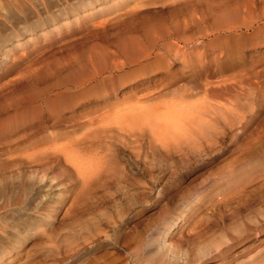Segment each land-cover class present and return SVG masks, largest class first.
<instances>
[{"label": "rangeland", "instance_id": "374dc122", "mask_svg": "<svg viewBox=\"0 0 264 264\" xmlns=\"http://www.w3.org/2000/svg\"><path fill=\"white\" fill-rule=\"evenodd\" d=\"M66 1L75 4L79 0ZM140 1L145 0H126L129 6ZM4 2L9 0H0V4L5 5ZM105 2L99 0L86 9L51 20L39 28L36 38L20 34L8 40V27L0 32V42L12 48L5 60L0 55V128L12 125L15 129L19 123H28L39 113L32 99L46 94L76 95L78 104L73 109L82 114L88 110V117L108 116L114 111L117 114L118 108H125L124 112L129 108L141 111L160 107L162 111L167 105L183 101H203L206 86H215L214 83L239 73L236 69L226 75L203 74L199 79L203 84L200 91L186 100L181 94L192 86L177 82L166 85L161 80L164 74L142 81L133 77L111 83L109 77L117 72L107 71L100 77L101 83H97L91 72L69 78L56 72L58 65L76 51L73 40L85 38V43L93 41L108 47L101 36L90 38L97 31L98 21L110 17L105 14ZM231 3L233 24L248 38L235 55L245 60L249 80L245 86L256 88V93L249 97L251 106L235 114L231 126L220 125L217 138L208 143L203 139L201 142V138L200 143L188 142L184 133L173 141L174 132L178 131L174 125L168 129L171 132L165 133V139L157 135V128L91 129L86 131L84 144L73 148L75 161L56 159L48 171L9 158L15 143H23L25 138L6 146L0 144V186L7 185L0 192V264L264 262V0ZM146 12L153 19L172 15L162 9ZM78 15L82 16L78 19ZM258 27L260 31L256 32ZM52 28L55 34L49 38L47 31ZM73 28L78 31L75 35L70 32ZM41 47L45 49L37 52ZM200 49L208 57L214 55L212 48L208 52H204L206 48ZM174 70L171 67L170 72ZM184 71L191 74L192 67L186 66ZM66 115L75 116L73 111ZM72 122L61 124L64 127L59 125L57 131L71 130ZM168 139L171 142L167 146ZM91 161H98L101 168ZM22 183L31 184V190L24 193L20 189ZM173 219L177 223L168 231V246L161 247L158 240L162 230Z\"/></svg>", "mask_w": 264, "mask_h": 264}, {"label": "bare ground", "instance_id": "6f19581e", "mask_svg": "<svg viewBox=\"0 0 264 264\" xmlns=\"http://www.w3.org/2000/svg\"><path fill=\"white\" fill-rule=\"evenodd\" d=\"M97 1L99 0H79L77 3L71 4L66 0H9L7 4L4 2L5 5L0 4V32L5 31L4 29L8 27V32L10 31L7 34L8 36H6L8 40L12 36L19 37L20 34L36 38L39 35V28L49 24L51 20L54 22L63 14L72 13L77 9H86ZM105 1L107 6L105 14L110 17H106V19L104 17V20L100 21V23L98 21V25L95 28L97 31L90 38L93 37L94 40L96 36H101L108 43V47L101 46L93 41H89L91 42L90 44L88 42L85 43V38L73 40V43H75L73 47L76 51L70 55L67 61L58 65L56 72L61 73V75L67 78L73 75L82 76L86 72H91L94 76V82L96 81L97 83H101L100 77L107 71L111 73L117 72V74L109 77L111 83H115L116 81L124 82L126 79L128 80L133 77L138 78V81H142L158 74H164L160 78L166 85L177 82L183 83L187 87L188 85L192 86L193 89H184L181 94L182 99L193 96L200 91L199 88L203 84L199 79L203 78V74L209 76L207 72L212 75H226L238 69L239 73L232 75V77H226L218 83H214L217 84L215 86L202 88L205 91L204 93H206L204 100L201 98L203 101L188 103L181 100L183 102H179L180 104L177 105H164L165 108L163 109L165 110L162 111L160 107H158L159 109L150 108L141 111H138L136 108H129L124 110V112L122 110L125 108H121L122 110L118 108L115 110L122 111L123 113L118 114V111L117 114H114L115 111H111L113 114L109 115L105 110L108 116L88 117L87 109H85L87 112L83 114L77 113L73 109L79 99L76 95L64 92L62 94H46L34 98L32 101L36 104V110H39V113H35L28 123H19L15 129L12 125L0 128V144H5L4 146L20 138H25L23 139L25 142L20 144L15 143L16 146L9 151L11 155L10 159H19L33 164V167H43L45 171H48L53 168L52 164L56 162V159L63 158L67 163L75 161L73 148L80 147V144L86 140L88 135L86 131L111 127H126L130 131H135L139 128L143 129V131H152V129L157 128V135L165 139V133L168 129L173 128L171 126L174 125L175 127L178 126V128L176 127L178 131H172L174 132L173 137L171 134L173 141L177 139L175 136L184 133L183 135L187 138L188 142L192 140L200 143L198 140L201 138V142L203 139L208 143V141H213L217 138L220 125L231 126L234 115L251 106L249 97L256 93V88L245 86L249 83L244 69L246 65L245 60L242 56L235 55L236 53L239 54L244 48L248 42V38L245 37L244 32L239 33L237 30L239 27H235L233 24L235 17L232 11L231 0H145L131 4L130 6L126 0ZM109 3L110 5H108ZM57 5H61V7L58 8ZM152 9L166 10L172 13V15L170 17L167 16L169 18L153 19L149 15H145L146 11ZM183 10L188 11L184 12ZM89 12L91 13V11ZM175 12H181L183 16L181 17V14L179 15ZM78 16L79 19L82 15ZM72 22H76V20ZM66 24L69 25L71 22ZM60 26L61 24L58 25V27ZM62 29L63 27L58 28L59 31ZM54 30L52 28L47 31L49 38L55 34ZM258 31L260 29L256 32ZM70 32L71 35H75L78 31L73 28ZM236 35L240 37L237 38ZM52 43L54 41L49 45ZM3 44L4 42H0V55L4 56L3 60H5L9 57L12 48L9 47L8 49L6 48L7 45L3 46ZM200 48H206L204 52L208 48H212L210 51L214 55L208 57L209 55L207 56L199 51ZM41 49H45V47L39 48L37 52L41 51ZM217 51L219 53L215 54ZM186 66L192 67L191 74H187L184 71ZM171 67L172 69L175 68L172 72H170ZM24 75L27 77L26 74ZM117 75H120L118 77L119 80H115V76ZM257 76L260 77L258 74ZM29 78L34 79V77ZM26 87L28 88V86ZM26 95L24 96L26 97ZM114 106L115 108L118 107L116 104ZM68 111H73L75 116L68 118L66 115ZM96 115H98V112ZM66 122H72V129L61 132L57 131V127ZM168 131L171 132V130ZM163 139L162 141H164ZM166 141L165 144H168L170 140ZM96 163L98 161H95V166L103 164L102 160L99 162V165ZM79 164L76 167H79ZM88 170L90 171L91 168ZM85 176L87 177V175ZM21 185L22 188L20 189L24 193L31 190V184L22 183ZM6 188L7 185L2 184L0 192ZM220 195L218 196L220 197ZM220 198L223 199L222 197ZM221 199L218 198V200ZM169 223L170 225H168ZM169 223H167L166 230H162L158 240V245L161 247L168 246L166 244L168 231L177 222L173 219ZM169 245V247H172V244ZM222 253L224 252L222 251ZM260 264H264V262Z\"/></svg>", "mask_w": 264, "mask_h": 264}]
</instances>
